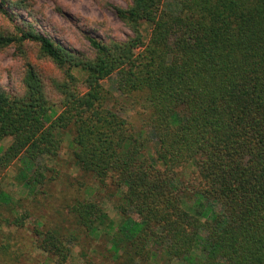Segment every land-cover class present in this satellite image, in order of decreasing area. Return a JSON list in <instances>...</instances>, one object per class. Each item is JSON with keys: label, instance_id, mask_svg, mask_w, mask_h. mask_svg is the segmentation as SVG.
Masks as SVG:
<instances>
[{"label": "trees", "instance_id": "trees-1", "mask_svg": "<svg viewBox=\"0 0 264 264\" xmlns=\"http://www.w3.org/2000/svg\"><path fill=\"white\" fill-rule=\"evenodd\" d=\"M114 9L132 36L87 35L92 55L24 20L17 36L0 34V49L34 44L63 73L47 83L29 65L20 94L0 88V141L13 138L0 180L19 161L34 197L48 194L59 171L47 163L68 133L78 170L121 192L118 225L94 199L69 207L87 235L111 241L116 264H264V0H129ZM114 75L119 95L103 84ZM52 90L62 111L48 122ZM125 105L138 125L120 114ZM27 214L8 224L23 227ZM35 238L68 264L71 234L36 229Z\"/></svg>", "mask_w": 264, "mask_h": 264}, {"label": "rangeland", "instance_id": "rangeland-1", "mask_svg": "<svg viewBox=\"0 0 264 264\" xmlns=\"http://www.w3.org/2000/svg\"><path fill=\"white\" fill-rule=\"evenodd\" d=\"M19 2L26 8L8 10V3ZM129 0H0V34L17 36L25 26L22 20L32 24L40 33L49 35L66 48L92 55L86 36L99 40H126L132 36L131 31L116 15L115 7L127 8ZM2 3L5 8H3ZM15 5V4H14ZM8 11H7V10ZM5 10L7 13H5ZM14 13V15L12 14ZM147 36L149 28L145 27ZM29 65H34L43 75L47 83L53 79H63V73L48 59L43 58L37 46L25 43L23 46L12 44L0 49V88L8 93H21L23 80ZM80 80L83 74L74 73ZM116 75L103 82L104 86L119 95ZM55 103L47 120L51 122L62 111L59 105L61 96L51 91ZM120 114L134 121L137 114L135 108L125 105ZM64 145L60 156L48 161V165L59 171V176L46 185L48 194L34 197L35 188H29L27 181L32 172L23 170V164L17 161L11 168L4 171L0 180V248L14 254L12 258L0 255V264H56L44 252L38 250L35 230L41 231L58 228L65 234H71L68 242L71 257L68 264H116V255L111 241L106 237H92L79 228L69 213V207L76 200L85 198L100 202L110 218L118 225L122 217L117 205L121 192H118L110 182L101 185L94 177L83 175L75 166L70 156L72 135L63 134ZM13 142L12 137L0 141V156ZM149 156H155L151 145L147 151ZM190 168L189 171H192ZM49 174L48 177H50ZM188 207L195 206L194 197H186ZM27 218L23 227L10 226L8 221L23 216ZM157 264H169L159 258ZM170 264H182L172 261Z\"/></svg>", "mask_w": 264, "mask_h": 264}]
</instances>
